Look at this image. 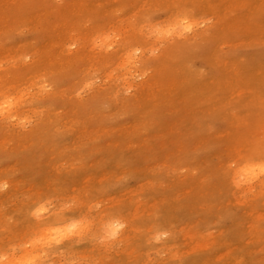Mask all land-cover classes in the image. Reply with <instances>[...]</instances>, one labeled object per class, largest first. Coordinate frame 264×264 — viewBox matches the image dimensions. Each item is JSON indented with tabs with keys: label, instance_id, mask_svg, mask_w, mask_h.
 I'll return each instance as SVG.
<instances>
[{
	"label": "bare ground",
	"instance_id": "1",
	"mask_svg": "<svg viewBox=\"0 0 264 264\" xmlns=\"http://www.w3.org/2000/svg\"><path fill=\"white\" fill-rule=\"evenodd\" d=\"M62 1L63 7L58 5L59 8L52 7V0H1L0 4V35L5 32V24L9 28L17 29V24L14 26L11 15L14 16V10L19 11L20 8L28 3L30 5L37 3L42 6L41 13L47 14L45 11H52L53 13L51 22L42 21L39 23L40 28L38 26L37 28L35 27L36 35L39 38H45L47 41L50 39V42H47V50H42L41 47L40 53L35 52L38 55L34 54L36 57H31L33 59L30 60V63L23 61L24 57H20L22 54L19 55L20 53H18L20 50L18 52L17 50L10 52V48L7 50L0 48V104L8 105L7 109L0 114V161L9 159L17 163V165L15 164L16 167H7V171L12 174L10 178L8 174L5 175L6 171L1 172L4 168L1 167L2 170L0 168V195H3L2 197L4 198L0 199V201H2L1 203L4 200V202L8 201L10 204H16L17 207L13 211V215H11V219L15 221L16 227H18V230L6 229V226L2 223L0 224V264H25L26 261L33 257L37 258L40 264H56L54 257L57 258L60 254H62L61 257L63 254H72L70 255L72 257L73 255L77 257V255L82 256L83 254L82 257H84V254L89 253L90 259L95 260L94 257L97 255L99 245L102 247V244H104L99 239V236L103 233L102 230H105L107 234L109 226H114L117 223L121 227L117 229L116 237L111 242H107L108 245H113V242H123L136 250L139 249L140 252L138 254H142L143 250L146 251L154 246L155 243L161 242L157 238L163 233L161 231L166 228L168 230L166 234L169 236L167 241H165L166 247L169 244L172 245L175 242L173 239L181 234L179 237L186 238L190 243L188 245L190 249L188 250H192L194 254L192 263L204 264L206 262L203 263L199 260L200 249L198 246L205 244L208 237L203 230H208L212 226V224L211 226L209 225L212 222L210 221V216H205L208 214L204 215L206 218L201 217L202 219L195 221L196 223L192 222L193 220L189 219V215L195 213L194 211L197 212L198 216L202 212L213 213L217 211V213L220 212L223 215V219L227 217L225 221L229 219L230 227L219 230V233H216L217 235H212L211 238H208L210 246L214 247L211 251L212 253H219L220 247H230L232 245V239L236 240L237 234L234 237L232 235L238 226L242 233L239 236L242 239L241 242L250 245V250L253 252V257L246 264H264V178L261 177L258 171L256 174H252L247 170L252 164H259L264 160V134H257L255 130L245 131V126H243V129L241 125L235 126V124H238L237 119L234 120V118L228 117L226 112L223 114L219 112L220 109L225 110V107L231 106L230 102L233 104L237 102L236 105L244 103L246 110L253 108L256 105L255 103H258L253 96V88L248 86L250 82L246 83L248 85L241 83L242 85L238 86V79L232 76L239 77L238 74L240 73L239 71H232L230 75V68L227 64H231L229 66L233 67L236 66L241 70V73L244 72L240 68L242 66L232 60V62H220L219 55L221 50L223 51L221 45L227 39H231L230 49H234L238 45L233 43L236 38L241 41L253 39V42L254 40H264V0H98L100 7H97L98 5L95 6L96 8L85 14L86 16L77 15L81 6L79 1L81 0ZM54 2L56 3L57 1L55 0ZM130 3L132 4L128 5ZM85 4L88 5V3ZM89 5H91L90 2ZM126 5L128 11L126 10ZM9 6L12 7L7 8ZM153 7L165 12L163 21L161 20L157 24L149 22V19L146 18L148 16L147 13L151 12L149 9H153ZM207 13L213 18H208L209 15L204 19L199 18V14L206 15ZM102 15L106 17V22L99 21V17ZM41 16H44V14ZM85 18L87 21L92 20L97 24L94 26L90 24L91 27L90 25L87 26V24L81 25L86 20ZM29 20H32V18L30 17ZM122 21H125L126 25L124 26L126 28L124 27V34L121 33L118 36L117 31L122 27ZM185 21L192 26L191 31H185ZM33 22L35 23L36 20H33ZM39 24L37 23V25ZM80 25H84L83 27L86 29L80 28ZM117 26L121 27L118 29ZM87 27L90 28L87 30ZM169 30L172 32L171 35H168ZM197 37L203 38L208 43V50L206 53L204 52L205 54L202 55V58L205 64L210 66L208 68L214 70L215 74L220 78L216 75L219 81L213 82L212 79L208 80L203 76L202 78L205 79L202 82L199 83L197 80V83L200 86L202 85L198 89L195 88L196 85L194 86L193 83L196 78L187 80V87H184L183 90L188 93L193 88L198 94H188V96L183 97L187 101L182 103L184 105L182 107L180 101L171 100L168 98L171 95H167L166 91L163 92L162 90H169V85L174 83L173 81H175L178 73L184 72L187 67L184 63L180 64L179 62L178 66L173 68L172 71H168L170 64L168 56L169 52L173 53V55L178 54L180 59L184 54L188 55L189 53L187 54L186 51L190 49L189 43ZM3 38L0 39L2 40ZM96 39L99 42L101 41V43L98 42L100 48L98 51H94L95 53H92V46L97 41ZM119 40L120 43L117 44L116 49H109L108 52V48H111ZM155 40H162L164 43L162 45L165 46L159 51L158 56L150 57L146 55V52L150 48H154H152V43ZM68 42H72L75 45L74 52L69 51ZM29 43L25 44L30 46L31 43ZM25 44L22 46H25ZM157 44L161 45L160 43ZM258 44L264 46V41ZM44 45L46 46V44ZM194 45L192 44L191 47ZM71 48L70 46V50ZM156 48L158 47H155L154 51H156ZM197 48L199 49V46ZM9 54L10 56H8ZM11 54L13 55L11 56ZM7 57H9L11 64L7 62ZM176 61L181 60L177 59ZM171 63L174 64L173 62ZM258 67L260 68L261 66ZM148 69L151 73L145 77V80L143 78V83L139 81L141 83L137 82L138 85H134L133 76L136 74L134 72L137 71L142 74ZM192 70L195 71V69ZM186 74H188V71ZM228 76H231L233 84L228 81ZM60 77L65 80V84H58V86L55 84L56 87L46 88L48 87L45 85L46 80L48 81L49 79L50 81L53 78V81H56ZM99 77H103L105 81L103 80L102 83L97 82ZM130 79H133L130 81L134 82L133 85L129 82ZM244 79L242 80L244 81ZM126 89L133 90V93L129 94V96L127 95L128 97L121 96L120 93H127V91L125 92ZM176 89H174L175 92ZM213 90L217 93L212 92ZM179 95L182 94L180 93ZM215 95L216 97L222 95L217 98L216 103L221 106L223 104L224 107L214 108L209 105V102L211 103L212 101V96ZM251 95L255 99L246 100ZM262 97L260 98L263 99ZM260 98L258 97V100ZM202 99L208 101V103H204V110H201L203 108L201 107ZM186 107H188L187 110L189 108L190 111L193 109L199 115L206 114L212 118L220 115L224 118L227 128L212 138L207 136L205 138L204 135L207 133H203L201 125H199L198 131L191 130L193 133L190 132L187 130L189 129L187 125L181 123ZM255 107L256 110L257 106ZM241 109L245 111L244 108ZM225 111H228V109ZM164 116L170 117L169 120H166ZM118 117L121 119L125 118L127 123L122 124L123 120L120 119L118 125L101 128V124L104 122L107 123L111 118L117 120ZM251 118L252 116L250 120ZM244 120L246 121V119ZM262 120L264 121V118ZM253 123H255V120ZM253 126L255 125L253 124ZM177 128L184 130L182 139L180 130ZM177 134L180 138L176 137ZM161 135L165 137V139L162 138L164 142L160 138ZM212 145H216L220 153H223L221 149L224 151V156L219 157V160L215 161V163H207L205 167H199L198 164L192 163V160L190 162L189 159L191 157H188L189 159L184 158L190 152L187 153L188 149H204L207 146L213 149ZM136 156L141 157L142 160L145 159L144 163H142V169L140 168L141 171L135 173L137 176L140 173L142 174L140 178L137 177L136 179V194L144 195V190L146 189H150L152 191L149 190L151 194L146 193L147 195L143 197L142 202H138L139 200L137 199L139 197L136 199L135 193L124 197L122 195L123 191L120 198L114 192L115 194H112L111 199L109 198V206L102 205L101 208L103 209L96 211L98 208L97 204H99L98 187L109 185L110 176L107 174L108 178H103L104 176L93 177L100 176L102 173L105 174L107 168H113L111 176L115 178L117 176L115 173L129 159H133ZM100 163H103V165ZM150 163L155 164L158 169L153 170L149 165ZM153 168L156 167L154 166ZM180 168H185L187 174L177 180L178 178L175 179L174 175L178 171L179 173L181 172ZM58 169H62L63 171H61L69 176V179L67 181L64 180L65 182L62 184L53 181L52 178H49L50 176H47L48 170L56 172ZM15 175L20 177L18 182L15 181ZM115 180L117 182V177ZM159 180H165L166 183L164 184L165 187H161L158 192L156 190L158 186L154 185V183ZM252 180L255 184L251 182ZM195 182H198V184ZM192 183L198 188L202 186L204 191L199 192L198 196L200 199L189 196V199L185 200V202L180 199L178 201L180 203L175 205L176 211H173L177 212V218L181 221L189 220V222L181 226V230H189V232L182 233L180 230V233L177 227L173 228L171 226V216L165 211V208L169 207L165 205V198L172 196V191L179 190L182 184L191 185ZM1 188L4 189V192H2ZM19 192V197L16 195V198L15 194ZM103 192L102 195L105 196L106 194L104 193V195ZM185 192L187 191L185 190ZM191 192H194V190H191ZM230 196L237 198L233 202ZM190 198L195 201H189ZM229 198H231V201ZM151 200H157L155 203L158 204V207L154 211L149 206ZM169 204L171 203L169 202ZM171 205L173 206V203ZM229 205H234L236 211L233 213L229 212L227 210ZM1 206L4 207L3 205ZM40 206H44L46 211L37 215L35 213ZM169 208L171 209V207ZM170 209L169 211H171ZM9 211L11 210L9 209ZM72 223L79 225L75 234L62 239L59 244L48 246L46 241L50 239L51 229H65ZM213 226L215 227L216 225ZM162 236L164 240L167 235ZM107 244L104 245L106 246ZM203 247L210 248L208 246ZM205 248H203V252H206ZM108 249L106 250L108 251ZM131 250L129 252L134 251V249L133 251ZM102 251L104 252V250ZM159 251L161 252V250ZM156 252L154 253L157 255ZM162 253L164 254V252ZM56 254L59 255L56 256ZM132 254L130 255L129 253V257ZM100 256L102 257V255ZM218 256L215 261H209L208 264H228V261L233 259H223L224 256L221 253ZM63 257L66 258L65 256ZM205 259L206 257H204ZM99 262L100 264L105 263L103 261ZM76 263H78V260ZM83 263L85 264L86 262L83 261ZM187 263V261H184L181 264ZM94 264L99 263L96 261ZM117 264L123 263L119 262ZM166 264L171 263L168 261Z\"/></svg>",
	"mask_w": 264,
	"mask_h": 264
},
{
	"label": "rangeland",
	"instance_id": "2",
	"mask_svg": "<svg viewBox=\"0 0 264 264\" xmlns=\"http://www.w3.org/2000/svg\"><path fill=\"white\" fill-rule=\"evenodd\" d=\"M55 0H52V2H51V5H52V7H54V8H59V7H63V1L61 0H56L57 2L55 3L54 2ZM88 1V2H87ZM98 0H81V1H79V2H81L80 4H81V6H80V8L78 9V11L79 12H77L78 14V16H86L85 14H87L88 12H90L92 9H94V8H96L95 6H97V7H100L99 6V4H98V2H97ZM84 2V3H83ZM89 2H90V4L92 5H89ZM93 2V3H92ZM55 3V4H54ZM59 3V4H58ZM85 3H88V5L90 6H88V5H86ZM0 4H1V0H0ZM132 3H130V4H128V5H131ZM33 5V6H32ZM55 5H56V7H55ZM58 5H59V7H58ZM84 5V6H83ZM26 6V7H25ZM24 7H22V8H20L19 9V11H17V10H14V7H13V13H15V15L14 16H12L11 15V17H13V19H11V20H13L14 21V26L17 24V29H12V28H9V27H7V24H5L4 26H5V32L3 33V34H1L0 36V38H3L2 40H4V41H2L1 39H0V48L2 47V49L3 50H7L8 48H10V52L11 51H14V50H17V52L20 50V52H18V53H20L19 55H21L20 57H24V59H23V61H26L25 63H30V60H32L33 58H35L38 54H36V53H40L41 52V50H40V48L43 50V49H48V44H47V42H50L49 40L50 39H48V41L45 39V38H39V36H37L36 35V28H37V26L40 28V24L39 23H41L42 21H48V22H51L52 21V19H53V13H52V11H45L47 14H45L44 12H40L41 11V7L42 6H39V4H37V3H33V4H26ZM37 6V7H36ZM87 6V7H86ZM10 7H12V6H9V7H7V8H10ZM85 8V10H83L84 8ZM93 7V8H92ZM6 8V7H5ZM27 8V9H26ZM29 8V9H28ZM87 8H88V10H87ZM91 8V9H90ZM30 9H32V10H30ZM154 9H155V7H153V9H149V10H151V12L149 13H147V19H149L148 21L150 22L151 21V23H156L157 24V22H160L162 19H164V17H165V12L164 11H162V10H158V9H155V11H154ZM80 10H81V12H80ZM126 10H127V5H126ZM24 11H27V12H24ZM35 11V12H34ZM83 11V12H82ZM86 11V12H85ZM128 11V10H127ZM18 12V13H17ZM20 13V14H19ZM22 13H26V14H22ZM31 13V14H30ZM36 13V14H35ZM39 13V14H38ZM41 13V14H40ZM76 13V12H75ZM82 13V14H81ZM35 14V15H34ZM38 14V15H37ZM44 14V16H41V15H43ZM80 14V15H79ZM84 14V15H83ZM19 15H21V16H19ZM26 15V16H25ZM159 15V16H158ZM209 15V13H207L206 15H204V14H199V18H202V19H204L206 16H208ZM18 16V17H17ZM35 17L34 19H33V17ZM37 16V17H36ZM41 16V17H40ZM47 16V17H46ZM50 17V19H49V17ZM150 16V17H149ZM203 16V17H202ZM32 18V20H29V18ZM102 17V18H101ZM117 17H118V15H117ZM46 18V19H45ZM208 18H213L212 16H210L209 15V17ZM17 19V20H16ZM38 19H40L38 22H37V20ZM86 19V18H85ZM104 19V20H103ZM125 19V18H124ZM123 19V20H124ZM33 20L35 21L36 20V24L33 22ZM50 20V21H49ZM91 20V19H90ZM28 21V22H27ZM32 21V23H30ZM86 21H87V19L86 20H84L83 22L84 23H81V25L82 24H87V26H89L90 24L91 25H95V24H97L95 21H87V23H86ZM99 21H102V22H106V17L104 16V15H102V16H100L99 17ZM126 21V20H125ZM124 21V22H125ZM155 21V22H154ZM163 21V20H162ZM16 22V23H15ZM19 22V23H18ZM92 22H94V23H92ZM123 21L121 22V26H117V28L119 29V27H121L120 29H119V31H121V32H119V31H117V34H118V36H120V34L122 33V34H124V32L123 31H125V28H126V26H124V25H126V23H124ZM37 23L39 24V25H37ZM27 24V25H26ZM120 24V23H119ZM207 24V23H206ZM20 25V26H19ZM26 25V26H25ZM32 25H34V26H32ZM80 25V28H83L84 30L86 29L85 27H83V26H81ZM91 25H90V27H91ZM26 28H25V27ZM22 27V28H21ZM32 27H34V28H32ZM36 27V28H35ZM90 27H87V30L90 28ZM125 27V28H124ZM7 28H9V29H7ZM28 28V29H27ZM30 28H31V30H30ZM123 28H124V30H123ZM18 32H17V31ZM7 31V32H6ZM15 32V33H14ZM34 32V33H33ZM151 35H153V34H151ZM10 38V39H8V38ZM121 38V37H120ZM150 38V37H149ZM27 39V40H26ZM39 39V40H38ZM198 39H200V40H198ZM202 39V40H201ZM9 40V41H8ZM25 40H26V42H25ZM97 40V39H96ZM8 41V42H7ZM29 41H30V43H29ZM37 41V42H36ZM43 41V42H42ZM46 43H45V42ZM158 41V42H157ZM230 41H231V39H227L222 45H221V49H223V51L221 50V53H220V55H219V61L221 62V61H223V62H235L236 64H238V65H240V66H242V67H240L241 69H243L244 70V72H242L241 73V70L239 69V68H237L236 66H229V65H231V64H227V66L230 68L229 69V73H230V75H231V73H232V71L233 72H237V71H239V73L241 74H238L239 75V77L238 76H232L233 78H235V79H238V86H241L242 84H246V83H249L250 85H248V84H246V85H248V86H251L252 88H253V91H252V93H253V96L256 98H254L252 95L250 96V97H248L246 100H251V99H255V101H257L258 103H255L256 105H254V107L252 108H248L247 110H246V105L244 104V103H241V105H236L237 104V102H235L234 104L233 103H229L231 106H227V107H225V110H227L228 109V111H225L224 109L223 110H219V112L220 113H225L226 112V114H227V116L229 117H231V118H234V120H238V124H235V126L236 125H241L242 126V129H243V126H245L246 128H244V130L245 131H251V130H255L256 132H257V134H264V130H262V129H264V121L262 120L263 118H264V105H262L263 103H264V101H262V100H264V85H262V84H264V46L263 45H261V44H258V43H261V42H263L264 40H254V42H253V39H250V40H248L247 39V41L245 40V41H241V40H239L238 38H236L235 39V41H233V43H235V44H238L236 47H234V49H230L229 48V46H230ZM3 42H5V43H3ZM15 42V43H14ZM29 43L30 44V46L29 45H26L25 43ZM39 42V43H38ZM98 42H99V40H97L95 43H94V45L92 46V50H91V52L92 53H95L96 51H98L99 50V48H100V45L98 44ZM195 42H196V44H195ZM228 42V43H227ZM22 43V44H21ZM38 43V44H37ZM69 43V45L68 44H66V45H68V48H69V51L70 52H74L75 51V45H73V43L71 42H68ZM99 43H101V41L99 42ZM120 43V40H119V42H116V43H114L112 46H111V48H108V52H109V49H116L115 47H117V44H119ZM156 43V44H155ZM157 43H160L161 45H158ZM205 43V44H204ZM250 43H252L251 45H250ZM16 44V45H15ZM19 44V45H18ZM25 44V46H22V45H24ZM35 44H37V45H35ZM44 44H46V46L44 45ZM99 46H98V45ZM154 44H155V46H154ZM162 44H164L163 43V41L162 40H155L153 43H152V48L154 47H158V48H156L155 50L156 51H154V48L153 49H151L155 54L153 55V52L149 49L147 52H146V55H149L150 57H153V56H158L159 55V51L162 49V47L163 46H165V45H162ZM191 44V45H190ZM192 44L194 45L193 47H191L192 46ZM198 44V45H197ZM202 44H204V45H202ZM258 44V45H257ZM10 45V46H9ZM33 45V46H32ZM42 45H44V46H42ZM73 45V46H72ZM97 45V46H96ZM208 45V43L207 42H205L204 40H203V38H201V37H197V38H195L194 39V41H190V43H189V50H187L186 51V53L188 54V55H186V54H184V56H186V57H188V58H185L184 56L180 59L179 58V56H178V54H174L173 55V53H170L169 52V68H168V71H172V69L173 68H175L176 66H178V63L180 62V64H185V66L188 68H186L185 70H184V72H181V73H178V75H177V77H176V79H175V81H178V82H175V81H173L174 83H172V84H170L169 85V90H162L163 92H165L167 95H171L170 97H168V98H170L171 100H173L174 99V101H180V103H181V105H182V103L183 102H186L187 100L186 99H184L183 97H185V96H188V94H190V95H196V94H198V92L196 91V90H194L193 88H191V90H189L190 92H186V90H183L184 89V87L186 88L187 87V80H193L194 78H196V80H194L193 81V83H194V86H195V88H201L202 87V85L200 86L199 85V83L200 82H202V80L203 79H212V81L213 82H217V81H219V79H218V75L217 74H215V72H214V70H212L211 68H208V67H210L209 65H207V64H205V62H204V60H203V56L202 55H204L206 52H207V50H208V47L209 46H207ZM260 45V46H259ZM6 46H8V47H6ZM18 46H19V49H18ZM22 48H21V47ZM70 46L72 47L71 48V50H70ZM114 46V47H113ZM199 46V49L197 48ZM205 46H207L206 48H205ZM14 48V49H12V48ZM17 47V48H16ZM31 47H33V48H31ZM39 47V48H38ZM45 47V48H44ZM67 47V46H66ZM37 48V49H36ZM193 48V49H192ZM204 48V49H203ZM22 49V50H21ZM24 49V50H23ZM46 49V50H47ZM74 49V50H73ZM94 49V50H93ZM197 49V50H196ZM202 49V50H201ZM31 50V51H30ZM45 50V51H46ZM196 51V52H194V51ZM232 50V51H231ZM24 51V52H23ZM95 51V52H94ZM200 51V52H199ZM233 51H235V52H233ZM27 52V53H26ZM32 52V53H31ZM36 52V53H35ZM198 52V53H197ZM205 52V53H204ZM26 53V54H25ZM179 53V52H178ZM191 53V54H190ZM202 53V54H201ZM24 54V55H23ZM31 54H33V55H31ZM36 56H35V55ZM157 54V55H156ZM196 54V55H195ZM13 54H11V56H12ZM28 55V56H27ZM201 55V56H200ZM8 56H10V54L8 55ZM35 56V57H34ZM173 56V57H172ZM192 56V57H191ZM27 57H28V59H27ZM31 57H33V58H31ZM167 57V58H168ZM176 57V58H175ZM9 57H7V62H9L10 64H11V61H10V59H8ZM27 60H26V59ZM200 58H202V59H200ZM240 58H242V59H240ZM181 60V61H176V60ZM189 59H190V61H189ZM9 60V61H8ZM203 60V61H202ZM226 60V61H225ZM232 60V61H231ZM238 60V61H237ZM177 62V65H176V62ZM189 61V62H188ZM237 61V62H236ZM246 63H245V62ZM171 62H173L174 64H172ZM187 62V63H186ZM252 63V64H251ZM256 63V64H255ZM254 64V65H253ZM247 65H250V66H247ZM261 66L260 68L258 67V66ZM257 66V67H256ZM190 67V68H189ZM193 67V68H192ZM207 67V68H206ZM247 67V68H246ZM236 68V69H235ZM253 68V69H252ZM255 68V69H254ZM259 68V69H258ZM192 69H195V71L194 70H192ZM196 69H198V70H196ZM212 70V71H210V70ZM234 69V70H233ZM238 69V70H237ZM250 69V70H249ZM190 70V71H189ZM192 70V71H191ZM248 70V71H247ZM255 70V71H254ZM188 71V74H186V72ZM210 71V72H209ZM250 71V72H249ZM252 71H253V73H252ZM259 73H258V72ZM261 71V72H260ZM249 72V73H248ZM134 73H136L133 77V79H134V82L136 83H134L133 81L132 82H130L131 80H133V79H130L129 80V82L130 83H132V85H133V83H134V85H138V83L137 82H139V81H141L142 83H143V78H144V80H145V77H147V75L148 74H150L151 73V71L148 69L147 71H145L144 73H142V74H139V72H134ZM191 73V74H190ZM193 73H195L194 75H193ZM199 73V74H198ZM208 75H207V74ZM211 73V74H210ZM247 73H248V75H247ZM259 74V75H257V74ZM261 73H263V74H261ZM186 74V75H185ZM207 76H206V75ZM242 74H244V75H242ZM250 74H253V75H250ZM256 74V75H255ZM209 75H211V76H214V77H210ZM218 77H217V76ZM251 77H250V76ZM260 75H262V76H260ZM135 76H136V79H135ZM138 76V77H137ZM194 76V77H193ZM205 77V78H202V77ZM241 76V77H240ZM243 76V77H242ZM257 76H258V79H257ZM129 77V76H128ZM182 77V78H181ZM189 77V78H188ZM209 77V78H208ZM216 77H217V79H216ZM229 78H228V81L229 82H231L232 81V78H230L231 76H228ZM248 77V78H247ZM253 77H255V78H253ZM50 78V77H49ZM100 78H102L101 80H99ZM130 78V77H129ZM181 78V79H180ZM198 78V79H197ZM200 78V79H199ZM220 78V77H219ZM240 78H242V79H244V81L242 80V79H240ZM249 78H252V79H250L249 80ZM62 79V80H61ZM98 80H97V82H99V83H102L103 82V80L105 81V79H103V77H99V78H97ZM142 79V80H141ZM234 79V80H235ZM255 79V80H254ZM257 79V80H256ZM259 79H260V81H259ZM263 79V80H262ZM52 80V81H51ZM61 80V81H60ZM199 81V83H197L198 81ZM217 80V81H216ZM60 81V82H59ZM211 81V80H210ZM211 81V82H212ZM235 81H237V80H235ZM241 81V82H240ZM246 81V82H245ZM249 81V82H248ZM255 81V82H254ZM256 81H258V82H256ZM63 82V83H62ZM141 82H139V83H141ZM260 82V83H259ZM176 83V84H175ZM178 83V84H177ZM242 83V84H241ZM55 84H56V86H58V84L59 85H63V84H65V80L62 78V77H60V78H58L56 81H53V78H51L50 79V81H49V79H48V81L46 80L45 81V85L46 86H48V87H46L47 89H51L52 88V86H54V87H56L55 86ZM174 84V85H173ZM198 84V85H197ZM231 84H233V82H231ZM255 84H257V85H255ZM181 85V86H180ZM255 85V86H254ZM176 86V88H174ZM228 86H229V83H228ZM259 86V87H258ZM255 87V88H254ZM256 88H258V89H256ZM174 89H176V92H175V90ZM256 89V90H255ZM260 89H261V91H260ZM121 92H124L123 90H120ZM127 91V93L125 94V93H120V95L121 96H125V97H128L129 96V94H131V93H133V90L131 91L130 89H126L125 90V92ZM129 91V92H128ZM169 91V92H168ZM171 91V92H170ZM185 92V93H184ZM212 92H215V93H217L216 91H212ZM182 94V95H179V94ZM211 93V92H210ZM261 93H262V95H263V97H262V95H261ZM128 95V96H127ZM174 95V96H173ZM176 95H178V96H176ZM261 95V96H260ZM131 96V95H130ZM222 95H220V96H218V97H221ZM166 97V98H167ZM177 97V98H176ZM218 97H216V95L215 96H212V101H211V103L209 102V105L210 106H212V107H214V108H222V107H224V105L222 104V106L221 105H218L217 103H216V100H218L217 98ZM253 97V98H252ZM258 97L260 98V97H262L263 99H259L258 100ZM167 98V99H168ZM242 98H244V97H242ZM204 100V101H203ZM196 101H197V99H196ZM204 103H208V101L207 100H205V99H202V102H201V107H203L201 110H204ZM212 104H214V105H212ZM217 105V106H216ZM236 105V106H235ZM245 105V106H244ZM260 105V106H259ZM184 105H182V107H183ZM255 106H257V109L255 110ZM259 106V107H258ZM261 107H263V108H261ZM187 108L188 107H186L185 108V114H184V116L182 117V119H181V123L182 124H185V125H187V128H189V129H187V130H189L190 132H192V131H198L199 130V125H201L202 126V129H203V133L204 134H206V135H204L205 136V138H207V137H209V138H212L213 136H215L216 134H218L219 132H221V131H224L225 130V128H227V124L224 122V118H222L220 115L217 117V116H214L213 118L212 117H209V115H199V114H197V112L195 113L194 112V110L192 109L191 111H190V108L187 110ZM229 108H231V109H229ZM233 108V109H232ZM241 108H244V110L246 111V114H247V116H246V114H245V111H242L243 109H241ZM259 108V109H258ZM241 110V111H238V110ZM262 109H263V111H262ZM235 110V111H234ZM258 110V111H257ZM260 110V111H259ZM190 111V112H189ZM251 111V112H250ZM231 112V113H230ZM261 112V113H260ZM240 113H241V115H240ZM254 113H256V114H254ZM263 114V115H262ZM194 115V116H193ZM233 115V116H232ZM235 115V116H234ZM236 115H238V117H236ZM240 115V116H239ZM252 116V118H251V120H250V117ZM258 115H260V116H258ZM243 116V117H242ZM246 116V117H245ZM262 116V117H261ZM165 118H166V120H169V118L170 117H168V116H164ZM192 117V118H191ZM255 117V118H254ZM188 118V119H187ZM205 118V119H204ZM207 118H208V120H207ZM211 118V120H209ZM216 118V119H215ZM262 118V119H261ZM120 117H118V119L117 120H115V118H111L110 120H108V122L107 123H103V124H101V128L102 129H104V128H109V127H111V126H113V125H118V123L120 122ZM240 119V120H239ZM243 119H246V121L244 120L243 121ZM262 121H261V120ZM112 120H113V122H112ZM121 120H123V122H122V124L123 123H127V120L125 119V118H122ZM196 120V121H195ZM204 120V121H203ZM206 120V121H205ZM214 120V121H213ZM249 120V121H248ZM254 120H255V123H253L254 122ZM260 120V121H259ZM116 121V122H115ZM187 121V122H186ZM198 121H200L199 123H198ZM240 121V122H239ZM248 121V122H247ZM253 121V122H252ZM112 122V123H111ZM186 122V123H185ZM202 122V123H201ZM211 122V123H210ZM213 122V123H212ZM252 122V123H251ZM112 125H111V124ZM208 123V124H207ZM250 123V124H249ZM212 124V125H211ZM247 124H248V126H247ZM253 124L255 125V126H253ZM106 127H105V126ZM191 125H193V126H191ZM26 126H27V124H26ZM25 126V127H26ZM198 126V127H197ZM211 126V127H210ZM231 126V125H230ZM263 126V127H262ZM209 127V128H208ZM232 127V126H231ZM248 127V128H247ZM250 127V128H249ZM253 127H255V128H253ZM234 129H235V127H233ZM152 129V128H151ZM178 130H180L179 128H177ZM193 129H195V130H193ZM192 130V131H191ZM261 131V133H260V131ZM210 131V132H209ZM213 131V132H212ZM182 132H184V130H180V134H181V139H182ZM209 132V133H208ZM193 133V132H192ZM213 133V134H212ZM207 136V137H206ZM176 137H179L180 138V136L177 134L176 135ZM161 139L162 138H164L165 139V137H164V135L162 136L161 135V137H160ZM164 139H162V142H164ZM161 141V140H160ZM218 144V143H217ZM219 145V144H218ZM159 146V145H158ZM209 146H207L206 148H204V149H193V148H191V149H188L187 150V155H186V157L184 156V158H186V159H189L190 157V162H191V160H192V163H196V164H198V166L199 167H205L206 165H207V163H215V161L217 162V160H219V157H223L224 156V151L221 149V151L223 152V153H220V151H219V149H218V147L216 146V145H212L211 147H213V149L211 148H208ZM195 148V147H194ZM216 149V150H215ZM191 150H192V152H191ZM203 150V151H202ZM206 152H205V151ZM210 150V151H209ZM199 151V152H198ZM212 151V152H211ZM194 152H196V153H194ZM208 152V153H207ZM211 152V153H210ZM217 152V153H216ZM209 154V155H207V154ZM200 154V155H199ZM193 155V156H192ZM198 155V156H197ZM223 155V156H222ZM200 156V157H199ZM203 156H204V158H203ZM181 157V156H180ZM189 157V158H188ZM195 157V158H194ZM182 158V157H181ZM197 158V160H195L194 161V159H196ZM205 158H207V159H205ZM12 159H13V157H12ZM14 159H15V157H14ZM138 159V160H137ZM9 159H7L6 161L4 160H2V161H0V168L2 167V168H4L3 170H2V168H1V172H3V171H6L5 173V175H7L8 174V177L10 178L11 176H12V174L11 173H9L8 171H7V167L9 166V167H16V165H17V163H14V160H12V161H8ZM133 160V161H132ZM145 160V159H144ZM144 160H142L141 159V157H135V158H133V159H129V161L122 167V168H120V172L118 171V172H116L115 173V175H117L116 177H117V182L119 183H117L116 182V177L114 178V176L112 177L111 176V173L113 172L112 171V169L113 168H107L106 170H105V174H101L100 176H94L93 178H98V177H101V176H104L103 178H108V176H110V184L109 185H104L103 187L102 186H99L98 187V189H99V191H98V193H99V195H98V203L99 204H97V207L99 208H97L96 209V211L97 210H100V209H103V208H101L102 207V205L103 206H109L108 204H109V198L111 199V196H112V194L114 195L115 193L121 198V194L123 193V191H124V193L122 194V195H124V197H125V195H132V193L136 196V199L137 200H139L138 202H142V200H143V197L145 196V195H147V194H151L150 193V191L148 190V189H146V190H144V192H145V194L143 195H137L136 194V179H137V177H141L142 176V174L140 173V175L139 176H137V174H135V173H137V172H139V171H141L140 170V168L142 169V166H143V164L142 163H144ZM143 161V162H142ZM202 161V162H201ZM141 162V163H140ZM200 162H201V164H200ZM4 163V164H3ZM16 164V165H15ZM100 164H102L103 165V163H100ZM14 165V166H13ZM151 167H152V169L153 170H157L158 169V167L155 165V164H152V163H150L149 164ZM202 165H204V166H202ZM3 166H6V167H3ZM137 166V167H136ZM156 167V168H153V167ZM151 169V170H152ZM62 170V169H61ZM60 169H58V170H56V172L53 170V172H52V170H48V174H47V176L49 177V178H52L53 179V181H56V182H58L59 184H62L63 182H65V181H67L68 179H69V176H67V175H65V173H63L62 171H61ZM123 170H126V171H123ZM138 170V171H137ZM183 170H184V172H183ZM180 171L182 172H180L179 173V171H178V173L176 174V175H174V178L175 179H177V180H179L180 178H182V177H184L186 174H187V172H186V169L185 168H180ZM51 172H52V174H51ZM61 172V173H60ZM94 173H95V171H93ZM92 172V174H94ZM55 173H56V175H55ZM59 173V174H58ZM129 173V175H127V174ZM130 173H132V174H130ZM51 174V175H50ZM58 174V175H57ZM107 174H109L108 176H107ZM181 174H182V176H181ZM53 175H55L54 177H53ZM60 175V176H59ZM64 175V176H63ZM114 175V174H113ZM135 177H134V176ZM198 175V174H197ZM120 176H121V178H120ZM18 177V178H17ZM58 179H57V178ZM65 177H67V178H65ZM61 178V179H60ZM172 178V177H171ZM173 178V179H174ZM10 180V179H9ZM20 180V177L18 176V175H15V181L16 182H18ZM65 180V181H64ZM11 181V180H10ZM62 181V182H61ZM160 181V180H159ZM156 181L155 183H154V185H156V186H158V188H156V190L159 192V189L162 187V188H164L165 187V180H163V181ZM114 182V183H113ZM251 182H253V184H255V182L252 180ZM196 184H198V182H195ZM159 184V185H158ZM248 185H249V183H248ZM118 186V187H117ZM6 187V186H5ZM5 187H4V189H5ZM187 187V188H186ZM193 187V188H192ZM199 187H201V188H198V186L196 187V186H194L193 185V183L191 184V185H187V184H182V187L179 189V190H177V191H172V193L174 194V196H173V194L172 193H170V192H168V193H170V194H172V196H167L166 198H165V205H167L166 207H171V209L168 207V208H165V211H166V213L168 214V215H170L169 217H170V219H171V226L173 227V228H178V229H175V230H178L180 233H181V231H182V233H184V232H189V230H187V231H185L184 229L183 230H181V226L183 225V224H185V223H187V222H189V220L187 219L186 221H181L180 219H178L177 218V212H174V211H176V208H175V205H177L178 203H180V202H178L180 199L182 200V201H184L185 202V200H188L189 198V196H193V197H195V198H197V199H200L199 198V192L200 191H204V189L202 188V186H199ZM7 188V187H6ZM101 188V189H100ZM130 188H133V189H130ZM2 189V192H4L3 190V188H1ZM120 191H119V190ZM198 189V190H197ZM148 190V191H147ZM185 190L187 191V192H185ZM191 190L193 191L194 190V192H191ZM1 191V190H0ZM104 191V192H103ZM117 191V192H116ZM126 191V192H125ZM129 191V192H128ZM189 191V192H188ZM195 191H197V192H195ZM102 192H103V194L105 195V196H103L102 195ZM115 192V193H114ZM131 192V193H130ZM152 192V191H151ZM182 192V193H181ZM191 192V193H190ZM147 193V194H146ZM181 193V194H180ZM19 194H20V192L19 193H16L15 194V197L17 198V196L19 197ZM17 195V196H16ZM101 195V196H100ZM177 195V196H176ZM232 195H235V194H232ZM1 196V195H0ZM3 196V195H2ZM1 196V198L0 199H4L3 197ZM4 196H6V195H4ZM182 196H184V197H186V198H184V197H182ZM236 196V195H235ZM235 196H230L231 198H229V200L231 199V200H233V202L236 200L235 198H237V197H235ZM104 197V198H103ZM180 197V198H179ZM213 197H215V196H213ZM106 198H107V200H108V202H107V200H106ZM141 198V199H140ZM177 198H179L178 200H177ZM182 198H184V199H182ZM135 199V200H136ZM167 199V200H166ZM171 199V200H170ZM173 199V200H172ZM174 199H175V201H174ZM230 200V201H231ZM157 201V200H156ZM156 201H153V200H151V202H150V207H152V210L154 211V209L156 210L157 209V207H158V204L157 203H155ZM172 201V202H171ZM177 201V202H176ZM189 201H195L194 199H192V198H190V200ZM2 201H0V203H1ZM158 202H159V200H158ZM169 202L172 204L173 203V206L171 205V204H169ZM176 202V203H175ZM3 203H5V204H3ZM3 203H1L0 204V212H2V213H0V224L2 223L4 226H6V229H9V228H12L13 230H18V227H16V223H15V221H12V219H11V215H13L12 213H13V211L14 210H16V204H10L8 201L7 202H4V200H3ZM151 203H153V204H151ZM175 203V204H174ZM135 204H137V203H135ZM139 204V203H138ZM137 204V205H138ZM1 205H3L4 207H2ZM6 205H7V207H6ZM14 205V206H13ZM101 205V206H100ZM50 207H52V206H50ZM173 207V208H172ZM7 208V209H6ZM15 208V209H14ZM4 209V210H3ZM9 209L11 210V211H9ZM169 209L171 210V211H169ZM95 210V209H94ZM174 210V211H173ZM229 212H231V213H233V212H235L236 211V207L234 206V205H229V208L227 209ZM4 211L6 212L5 214H4ZM174 213H173V212ZM7 212H9L8 214H7ZM170 212H172V213H170ZM195 213H193L192 215H189V219L192 221V222H197L199 219H202V218H206L205 216H210L211 218H210V221L212 222V223H210L209 225L211 226V224H212V226L210 227V228H208V230L207 229H205V230H203V232H204V234L206 235V233H207V237L208 238H211V236L212 235H217L218 233H219V230L221 231V230H224L225 228L227 229L228 227H230V222H229V219L227 220L228 221V223H227V221H225L226 219H227V217H225V219H223V215H221V213L220 212H218L217 213V211H214L213 213L212 212H202V214L201 215H199L198 216V214H197V212L196 211H194ZM195 214V215H194ZM205 214H208V215H205ZM212 214V215H211ZM205 215V216H204ZM215 215V216H214ZM221 215V216H220ZM6 216V217H5ZM217 216V217H216ZM219 216V217H218ZM193 217H195V218H193ZM202 217V218H201ZM4 220H3V219ZM256 218V217H255ZM211 219H213V220H211ZM215 219V220H214ZM11 220V222H9ZM182 223H181V222ZM213 221H215V222H213ZM219 221V222H218ZM222 221V222H221ZM5 222V223H4ZM14 222V223H13ZM195 222V223H196ZM223 224H225L224 226H223ZM213 225H216L215 227L213 226ZM218 225V226H217ZM220 225V226H219ZM151 228V227H150ZM219 228V229H218ZM181 230V231H180ZM211 230V231H210ZM165 231V232H164ZM209 231V232H208ZM235 231H236V233H235ZM102 232L104 233L105 232V230L103 231L102 230ZM161 232H163L162 234H161V236L162 235H167V236H165L166 238H164V240H163V236L161 237V236H159L157 239L159 240V241H161L160 243H155V247L154 246H152L151 248H149V249H147L146 251L145 250H143L142 251V254H138L139 252H140V250L138 249V250H136L134 247H132V246H129V244H124L123 242H113L114 244L113 245H108L107 244V242L106 243H104V244H107L106 246L104 245V244H102L101 242H99L100 244H102V247H101V245H99V248H98V251H97V255L94 257L95 258V260H91L90 259V256L88 255V254H84L85 256L84 257H82L83 256V254H82V256L81 255H77V257L75 256V255H73V257L72 256H70V255H72V254H68V255H66V254H63V256H65L66 258H64L63 256L61 257V255L62 254H56V256L57 255H59L58 257H59V259H58V257L56 258V257H54L55 258V263L56 264H73V262L75 261V262H77V260H78V263H76V264H84L83 263V261L84 262H86L85 264H89V262H90V264H94L96 261H97V263H99L100 264V262L99 261H103V262H105L104 264H117V263H119V262H122L123 264H150V263H152V264H166L168 261L172 264H181L182 262H184V261H187L188 263L187 264H196V263H192V261H193V259H194V254H193V252H192V250H188V249H190L189 247H188V245H190V243L188 242V240L186 239V238H180L179 237V235H181V234H179L176 238H174L173 240H175V242L174 243H172V245L171 244H169L167 247H166V245H165V241H167V239L169 238V236H168V234H166V233H168V230H166V228L163 230V231H161ZM211 232V233H210ZM103 233H101V236H99V239H101L102 237H104L105 235H106V232L103 234ZM210 233V234H209ZM217 233V234H216ZM236 234H237V236H236ZM241 231L238 229V226L235 228V230H234V232H233V235H232V237H234V236H236L235 238H236V240L235 239H232L233 240V242H232V245L230 246V247H226V246H223V247H220V249H219V253H215V252H211L212 250H213V248L210 246V240L208 239V238H206V241H205V244H202L200 247L198 246V248L200 249V253H199V255H198V257L200 258L199 260H201L203 263L204 262H206V263H204V264H208L209 263V261H215V259L217 258V256L221 253L224 257H223V259L225 258H233V259H231V261H228V264H246V262H248L249 260H251V258L253 257V252L250 250V245H248V244H243L242 242H241V238L239 237V236H241ZM104 235V236H103ZM183 235V234H182ZM161 237V238H160ZM163 240V241H162ZM236 241V243H235V241ZM98 241H100V240H98ZM157 241V240H156ZM239 241V242H238ZM111 242V241H110ZM158 242V241H157ZM207 242V243H206ZM109 243V242H108ZM120 243V244H119ZM176 243V244H175ZM119 244V245H118ZM104 245V246H103ZM181 245V247H179ZM184 245V246H183ZM193 245H194V243H193ZM235 245V246H234ZM109 246V247H108ZM112 248H111V247ZM117 246H118V248H117ZM162 246V247H161ZM163 246H164V248H163ZM172 248H171V247ZM175 246V247H174ZM183 246V247H182ZM203 246H208V247H210V248H205V247H203ZM113 247H114V249H113ZM115 247H116V249H115ZM120 247V248H119ZM123 247H125V248H123ZM154 247V248H153ZM161 247V248H160ZM107 248H109L108 249V251L106 250ZM158 248V249H157ZM203 248H205V250H206V252H203ZM233 248V249H232ZM130 249H132L131 251H133V249H134V251L133 252H129V250ZM155 249H156V251H155ZM165 249H166V251H165ZM187 249V250H186ZM207 249H210V250H207ZM102 250H104V252L102 251ZM111 252H110V251ZM119 252H118V251ZM153 252H152V251ZM159 250H161V252L159 251ZM174 250H176L175 252H173ZM228 250V251H227ZM251 252H250V251ZM202 251V252H201ZM154 252H156L157 253V255L154 253ZM162 252H164V254L162 253ZM165 252H168V253H165ZM191 252V253H190ZM228 252V253H227ZM126 253H128V254H126ZM129 253H130V255L132 254V256L131 257H129L130 255H129ZM177 255H176V254ZM190 253V254H189ZM116 254H117V256H116ZM136 254V255H135ZM173 254V255H172ZM175 254V255H174ZM205 254V255H204ZM100 255H102V257L100 256ZM135 255V256H134ZM167 255H168V257H167ZM68 256V257H67ZM79 256V257H78ZM100 256V257H99ZM105 256V257H104ZM112 256V257H111ZM134 256V257H133ZM162 256V257H161ZM174 256H176V257H174ZM185 256V257H184ZM60 257H61V259L64 261H62L61 259H60ZM71 257V258H70ZM80 257H81V259H80ZM165 257V258H164ZM202 257V258H201ZM204 257H206V259L204 260ZM219 257V256H218ZM84 258V259H83ZM100 258V259H99ZM106 258H107V260H106ZM163 258V259H162ZM176 258V259H175ZM220 258V257H219ZM65 259V260H64ZM90 259V260H89ZM105 259V260H104ZM118 259V260H117ZM130 259V260H129ZM151 259V260H150ZM171 259V260H170ZM80 260H81V262H80ZM156 260V261H155ZM176 261V262H173V261ZM181 260H182V262H181ZM239 260H241V261H239ZM69 261H70V263H69ZM106 261H107V263H106ZM128 261V262H127ZM158 261H161V262H158ZM166 261V262H165ZM239 261V262H238ZM60 262H62V263H60ZM154 262V263H153ZM158 262V263H157ZM165 262V263H164ZM200 264V263H199ZM227 264V263H226Z\"/></svg>",
	"mask_w": 264,
	"mask_h": 264
},
{
	"label": "snow or ice",
	"instance_id": "3",
	"mask_svg": "<svg viewBox=\"0 0 264 264\" xmlns=\"http://www.w3.org/2000/svg\"><path fill=\"white\" fill-rule=\"evenodd\" d=\"M185 31H191V25L187 24V21H185ZM172 32L171 30H169L168 35H171ZM8 105L6 104H0V114H2L6 109H7ZM249 172H251L252 174H256L257 171L259 172V174L261 175L262 178H264V160H262L261 163L259 164H252L248 169ZM46 209L44 206H40L35 214H40L42 212H45ZM78 224L77 223H72L70 225L67 226V228L65 229H59V228H53L51 229L50 232V239L48 241H46V243L48 244V246H52L54 244H59L61 242L62 239L67 238L72 236L73 234H75L77 228H78ZM121 227V225H119V223H117L116 225L109 226V230L107 231V234L101 238V241L106 243V242H110L113 238L116 237L117 235V229ZM43 239V238H41ZM25 264H40V261L33 257L32 259L28 260L25 262ZM73 264H76V262L74 261Z\"/></svg>",
	"mask_w": 264,
	"mask_h": 264
}]
</instances>
